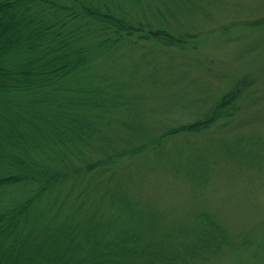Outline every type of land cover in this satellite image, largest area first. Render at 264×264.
<instances>
[{
    "label": "trees",
    "instance_id": "16d2710c",
    "mask_svg": "<svg viewBox=\"0 0 264 264\" xmlns=\"http://www.w3.org/2000/svg\"><path fill=\"white\" fill-rule=\"evenodd\" d=\"M209 1L0 0V264H210L232 245L216 214L144 193L158 174L213 185L207 131L253 85L211 102L174 75Z\"/></svg>",
    "mask_w": 264,
    "mask_h": 264
},
{
    "label": "rangeland",
    "instance_id": "374dc122",
    "mask_svg": "<svg viewBox=\"0 0 264 264\" xmlns=\"http://www.w3.org/2000/svg\"><path fill=\"white\" fill-rule=\"evenodd\" d=\"M209 2L190 28L199 34L198 48L170 51L174 75L187 72L185 87L193 80L201 90L197 97H211V102L245 76L253 85L241 99L238 114L207 131L216 136L202 146L204 160L215 173L213 185L196 191L189 183L170 182L158 174L144 193L161 205L175 201L181 218L197 210L217 215L233 242L210 264H264V27L246 26L264 16V0ZM154 105L164 106L163 100Z\"/></svg>",
    "mask_w": 264,
    "mask_h": 264
}]
</instances>
